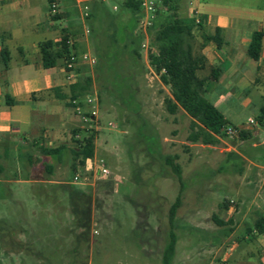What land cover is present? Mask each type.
I'll return each mask as SVG.
<instances>
[{"label": "rangeland", "instance_id": "1", "mask_svg": "<svg viewBox=\"0 0 264 264\" xmlns=\"http://www.w3.org/2000/svg\"><path fill=\"white\" fill-rule=\"evenodd\" d=\"M119 2L87 0L89 16L85 18L81 2L55 0L56 13L62 16L56 20L57 26L62 20L76 34L77 69H87L93 75L95 62L88 63L81 55L86 53L96 61L94 18L99 15L106 22L119 12ZM40 5L46 6V1ZM136 32L144 33L139 23ZM47 37L52 34L38 35V39ZM142 42L147 46L140 49L143 67L135 78L137 115L102 92L96 80L90 90L96 95L95 108L86 104V96L82 99V110L96 113L87 124L96 132L94 156L83 164L76 161L77 170L72 174L71 160L55 162L51 176L73 188L53 184L50 200L41 203L29 184L15 183L17 178L11 177L7 166L14 157L0 155V166L6 167L0 172V264H161L168 210L178 194L181 204L174 219L177 241L171 264H219L226 248L244 233L242 219L247 217L249 222L240 191L257 192L256 207L263 208L264 152L254 144L264 141V128L256 123V111L249 107L237 115L234 109L219 107L232 124L251 131L247 139L226 136L214 145L187 142L190 117L182 109L174 114L167 111L164 99L170 96L169 88L150 64L146 36ZM259 86L264 94V82ZM212 94H208L210 99ZM238 95L242 98L244 94ZM246 114L252 122L244 127L239 123L246 122ZM74 118L72 128L86 126L80 113L75 111ZM150 135L154 136L152 145ZM69 142L75 145L73 140ZM237 153L247 157L241 163L242 173L238 171L240 163H233ZM165 155H176L181 181L164 161ZM227 158L232 164L225 167ZM42 173L41 177L46 174ZM19 176L23 178L24 172ZM72 189L73 200L68 194ZM224 205L236 209L230 216L233 230L225 236L212 220L213 215L221 219L226 216ZM238 254L243 255V248Z\"/></svg>", "mask_w": 264, "mask_h": 264}, {"label": "crops", "instance_id": "2", "mask_svg": "<svg viewBox=\"0 0 264 264\" xmlns=\"http://www.w3.org/2000/svg\"><path fill=\"white\" fill-rule=\"evenodd\" d=\"M42 1L0 0V155L4 157L9 149L14 159L7 167L10 166L11 177L17 178L14 182L29 184L31 192L45 203L51 198V185H68V182L55 181L51 176L41 177L42 170L33 169L28 155L36 154L39 144L71 147L75 110L68 94L69 86L78 79V71L76 68V81L72 83L66 79L62 61L53 67L42 66L39 44L47 39L58 42L61 29L67 28L62 20H58L61 24L57 26L52 14L47 12V0L46 6L40 5ZM185 3L188 14L199 21L191 43L192 55L199 63L196 73L201 78L214 74V79L206 81L214 104L227 111L234 109L237 115L251 107L257 115L264 102L259 86L264 82V0H185ZM216 28L221 29L223 42L220 47L211 39L203 38V33L213 36ZM254 31L263 32L261 52L256 61L246 52ZM42 32L51 33L52 37L38 39ZM239 93L244 94L242 98ZM245 117L246 122L239 123L244 127L252 122L249 114ZM253 130L259 133V128ZM254 145L264 152V141ZM237 155L243 161L247 159L242 153ZM260 164L255 166L263 168ZM2 169L6 167L0 166V172ZM20 171L24 172L23 178L19 176ZM240 193L244 194L240 201L247 205L250 222L260 210L256 207L257 192L241 190ZM222 209L226 215L223 220L229 219L236 210L230 205ZM247 219L244 217L241 223H249ZM243 231L240 239L226 248L221 259L227 264H264V232L249 233L246 227ZM239 248H243L242 256L238 254ZM231 255L236 258L231 260Z\"/></svg>", "mask_w": 264, "mask_h": 264}, {"label": "trees", "instance_id": "3", "mask_svg": "<svg viewBox=\"0 0 264 264\" xmlns=\"http://www.w3.org/2000/svg\"><path fill=\"white\" fill-rule=\"evenodd\" d=\"M47 2L50 9V3L55 0H47ZM61 3L65 4L64 1ZM67 11L65 13L68 14ZM88 16L87 13L85 18ZM141 16L140 0H120L119 12L106 22H103L99 15L95 16L94 19L97 21L93 26L96 50L94 72L91 75L87 69H77L78 79L69 86L68 95L71 105L74 106L73 100L82 105V99L87 94H91V86L96 80L102 92L116 99L120 107L137 115L139 107L135 103L137 90L135 78L143 67L140 49L143 37L146 36L149 44L150 64L159 74L161 83L169 88L170 96L164 99L167 111L174 114L178 109H182L190 117L187 142L214 145L219 142L220 138L226 136L234 139L251 137V131L232 124L214 104V98L208 97L206 81L214 79V74H210L207 78H201L196 73L199 63L192 55L191 43L193 30L199 26V23H196L195 19L188 14L185 0H162L144 33L136 32ZM61 17L56 12L51 15L52 20ZM220 32L221 29L216 28L213 36L203 33V38L211 39L217 47H220L223 42ZM75 35V32L70 28H64L61 29L58 42H53L50 39L42 41L39 44L42 66L44 68L53 67L58 61H62L64 65L71 54L77 56L75 44L71 41ZM262 37V31L252 33L246 50L252 60L259 59ZM82 113L86 116L89 115L87 111H82ZM255 120L258 126L264 128V102L259 108ZM84 124L86 126L72 129V140L75 145L71 147L37 145V153L28 155V161L33 169H40L46 173V177H50L54 173L55 162L62 163L65 160H71L69 171L72 174L77 170L76 161L83 164L86 159H92L96 132L87 127L88 121ZM76 134L78 137H75ZM153 140L154 136L150 135L149 144H154L151 143ZM229 154L231 155L228 153V156ZM8 156L9 149L4 153V157ZM234 156L233 163H240L238 171L241 172L243 159L237 154ZM163 158L177 179L181 181L180 165L174 161L176 155H165ZM231 164V159L227 158L224 166L227 167ZM68 187L71 188L72 185H68ZM74 193L73 189L68 190L71 200L75 199ZM180 204L181 198L178 194L168 210L169 228L167 240L162 248L161 264H171L175 253L177 236L174 231V219ZM212 220L221 227L220 233L223 236L233 230L232 227H229L232 222L231 218L223 220L213 215ZM245 227L249 233L254 231L256 234H261L264 232V207L255 212L253 219L249 223H245Z\"/></svg>", "mask_w": 264, "mask_h": 264}, {"label": "built area", "instance_id": "4", "mask_svg": "<svg viewBox=\"0 0 264 264\" xmlns=\"http://www.w3.org/2000/svg\"><path fill=\"white\" fill-rule=\"evenodd\" d=\"M77 2H81L83 4V11L84 14L83 16H87L88 13V6L86 4L87 0H76ZM162 0H140V6L142 9V16L139 19V24L141 26H143L144 31L146 29L147 26L150 25L151 23V19L154 17L155 12L157 10L158 5L161 3ZM56 3L52 2L50 3V9H49V13L53 14L56 12ZM195 22L198 23L199 21L197 19H195ZM88 31V29H86V32ZM147 43L145 44V42L141 43V47H146ZM81 58L83 60H87L88 63H94L95 62V58L94 57H90L89 55H87L86 53H83L81 55ZM78 60L77 56L74 54H71L69 56V58L65 61L63 68L66 72V79L70 82H75L76 81V77H77V73H76V61ZM95 101H96V95H92V94H87L86 95V102L87 104L91 107V108H95ZM72 103L74 104L73 108L77 113L81 114V118L84 122H87L88 120H92L95 116V111L94 110H90L88 112V116L84 115L82 113V108L81 106L75 101L73 100ZM75 137H78V134L75 135ZM99 170H101L102 172H105L106 169L104 168H100ZM74 180H76L78 177L77 175H74ZM219 264H227V261L225 259H221Z\"/></svg>", "mask_w": 264, "mask_h": 264}]
</instances>
